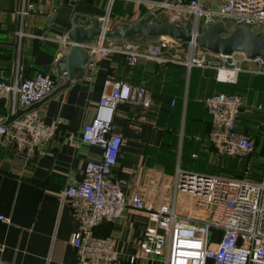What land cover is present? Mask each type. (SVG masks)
I'll list each match as a JSON object with an SVG mask.
<instances>
[{
  "label": "crops",
  "instance_id": "0c3cea01",
  "mask_svg": "<svg viewBox=\"0 0 264 264\" xmlns=\"http://www.w3.org/2000/svg\"><path fill=\"white\" fill-rule=\"evenodd\" d=\"M17 1L0 0V68L9 78L13 61L19 57L23 76H31L35 71L52 75L54 88L31 109L44 125L52 127V134L23 158L17 157L12 145L0 144V215L8 218V222L0 220L1 263L75 264L70 245L76 229L72 202L60 201L59 191L79 181L86 160L99 154L98 147L80 142L78 136L82 123L95 114L105 78L143 85L149 92L146 109L118 103L112 116V131L120 135L122 145L111 175L123 181L121 190L125 197L139 193L150 205L168 201L176 165L185 170L218 174V160L226 156L217 155L208 140L210 115L201 102L206 95L216 91L242 94L236 129L255 140L264 136L262 75L241 72L235 83L215 82L211 69H186L143 59L129 68L119 54L109 53L105 57H91L92 71L84 63L83 70L66 87L53 92L66 81L58 64L70 47L34 38H24L17 45L14 38ZM28 1L36 6V11L27 17V30L34 34L45 32L48 38L56 40L72 28H88L105 15L114 27H127L150 12L149 1L162 0ZM137 39L140 37H105L100 44L105 47L111 41ZM93 42L98 43V39ZM182 54L185 55V45ZM3 101L0 99V115L5 114ZM256 125L260 126L259 131L255 130ZM250 156L252 162L254 152ZM241 164L242 174L244 162ZM253 166L252 163L249 177L258 178L260 165ZM145 224L143 212L125 207L116 219L98 223L92 235L114 238L115 248L125 256L132 251Z\"/></svg>",
  "mask_w": 264,
  "mask_h": 264
},
{
  "label": "built area",
  "instance_id": "2783aa9c",
  "mask_svg": "<svg viewBox=\"0 0 264 264\" xmlns=\"http://www.w3.org/2000/svg\"><path fill=\"white\" fill-rule=\"evenodd\" d=\"M147 4L153 20L171 22L191 36L198 35L204 25L213 22H221L225 29L228 22V28L242 24L252 30L257 25L264 32V0H162ZM35 11L36 6L28 0L17 1L14 31L17 45L24 38L53 40L60 47L73 45L66 36L54 40L45 32L28 31L27 17ZM97 23L101 29L111 28L107 15L97 18ZM104 38L100 35L95 38L98 43L93 40L79 45L88 55L85 63L91 71V57L116 53L129 68L143 59L160 65H181L186 69H211L215 82L235 83L241 72L264 76V61L259 57L247 58L239 52L209 53L200 50L193 41L157 36L111 41L104 47L100 44ZM183 45L185 55L182 54ZM221 72L223 77L219 76ZM53 88L54 79L50 73L35 71L31 76H23L19 57L13 61L9 78L0 68V99L4 100L5 107V114L0 115V144L12 145L17 157L23 158L47 141L52 127L44 125L33 110L21 113L8 123L5 122L7 117L39 102ZM242 101L240 93L221 91L201 98L210 115L209 142L217 155L239 157L244 162L242 175L206 174L176 165L171 175L170 199L150 205L139 193L125 197L121 190L123 181L111 175L122 145L120 135L112 131L114 109L118 103L146 109L149 92L143 85L105 78L95 114L82 123L78 136L80 142L98 147L99 154L86 160L79 181L59 191L60 201L72 202L76 229L70 245L76 257L75 264H122L123 261L126 264L155 261L161 264H264V154L259 158L258 178L249 177L254 139L236 129ZM259 129L256 125L255 130ZM125 207L143 212L146 224L132 251L121 256L114 238L94 237L92 229L102 221L116 219ZM0 220L8 222L3 215ZM211 229L219 230L214 241Z\"/></svg>",
  "mask_w": 264,
  "mask_h": 264
},
{
  "label": "water",
  "instance_id": "95a60500",
  "mask_svg": "<svg viewBox=\"0 0 264 264\" xmlns=\"http://www.w3.org/2000/svg\"><path fill=\"white\" fill-rule=\"evenodd\" d=\"M157 11H154L156 13ZM132 38L139 36L149 39L157 36H166L181 42L196 43L197 47L209 53L231 54L242 53L247 58L259 57L264 61V33L257 34L246 25H236L226 31L221 22H213L203 26L198 35L191 36L182 29L168 21H155L152 13L140 17L137 21L127 27L116 26L101 29L97 21H94L88 28H72L66 33V37L73 42L67 53L59 59L58 67L66 75V81L53 92L66 87L74 75L83 70L88 55L81 50L79 45L82 42H92L98 36ZM36 102L23 110H17L6 119L8 123L21 113L36 107Z\"/></svg>",
  "mask_w": 264,
  "mask_h": 264
},
{
  "label": "rangeland",
  "instance_id": "374dc122",
  "mask_svg": "<svg viewBox=\"0 0 264 264\" xmlns=\"http://www.w3.org/2000/svg\"><path fill=\"white\" fill-rule=\"evenodd\" d=\"M166 21V20H164ZM227 28L226 31H228L230 28H228V26H230V22L226 23ZM111 27H114L113 25H111ZM261 27L260 26H253L252 27V32L257 33V34H261L264 33L262 31H260ZM217 92V91H216ZM253 152H254V157H255V161L253 160L251 162V164L253 163L254 166L259 167L260 165V156H262L264 154V136L260 137L259 139L255 140L253 143ZM242 160L234 155L231 156H226V157H220V159L218 160L217 163V168H216V173L218 174H223V175H228V176H232V177H239L241 176V166H242ZM253 166V167H254ZM255 168V167H254ZM252 174L253 171H252ZM219 235V230L217 229H211L210 230V236L213 238V241L215 239H217V236Z\"/></svg>",
  "mask_w": 264,
  "mask_h": 264
},
{
  "label": "bare ground",
  "instance_id": "6f19581e",
  "mask_svg": "<svg viewBox=\"0 0 264 264\" xmlns=\"http://www.w3.org/2000/svg\"><path fill=\"white\" fill-rule=\"evenodd\" d=\"M165 37H166V36H165ZM221 73H222V72H221ZM221 73H220V74H221ZM219 76H220V75H219Z\"/></svg>",
  "mask_w": 264,
  "mask_h": 264
},
{
  "label": "trees",
  "instance_id": "16d2710c",
  "mask_svg": "<svg viewBox=\"0 0 264 264\" xmlns=\"http://www.w3.org/2000/svg\"><path fill=\"white\" fill-rule=\"evenodd\" d=\"M51 75V74H50ZM254 141H255V139H254Z\"/></svg>",
  "mask_w": 264,
  "mask_h": 264
}]
</instances>
